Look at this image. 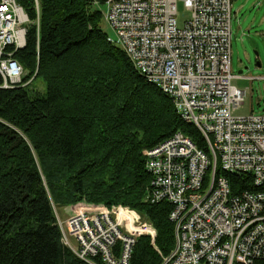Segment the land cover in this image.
Segmentation results:
<instances>
[{"label":"trees","instance_id":"trees-1","mask_svg":"<svg viewBox=\"0 0 264 264\" xmlns=\"http://www.w3.org/2000/svg\"><path fill=\"white\" fill-rule=\"evenodd\" d=\"M14 1L25 45L7 50L29 83L3 88L0 77V264H90L62 243L56 218L80 202L139 213L156 237L137 238L129 264H161L174 248L171 206L146 199L142 151L176 132L202 147L198 131L107 41L96 0ZM36 79L44 93L30 88Z\"/></svg>","mask_w":264,"mask_h":264},{"label":"built area","instance_id":"built-area-1","mask_svg":"<svg viewBox=\"0 0 264 264\" xmlns=\"http://www.w3.org/2000/svg\"><path fill=\"white\" fill-rule=\"evenodd\" d=\"M190 12L176 26V3ZM104 22L138 74L169 96L193 125L202 147L176 132L142 151L151 176L146 199L167 202L174 248L161 264H264V114L233 116L245 91L232 84V0H96ZM27 17L14 0H0V77L3 88L25 86L11 51L25 45ZM248 177L250 188L230 182ZM243 185V184H242ZM62 243L92 263L129 264L136 239L156 231L136 211L88 205L64 221ZM69 238L74 239L76 248Z\"/></svg>","mask_w":264,"mask_h":264},{"label":"rangeland","instance_id":"rangeland-1","mask_svg":"<svg viewBox=\"0 0 264 264\" xmlns=\"http://www.w3.org/2000/svg\"><path fill=\"white\" fill-rule=\"evenodd\" d=\"M97 8L101 13H105V6L99 4ZM189 18V10L185 8L183 2L178 1L175 17L177 28H183ZM101 29L107 34L108 39L115 41L113 30L103 19ZM230 29L231 73L238 77L232 80V84L245 91L244 102L233 116L262 115L264 114V0H232ZM30 88L40 93H44L46 89L40 79L34 80ZM88 205L95 204L80 202L60 208L56 211V218L64 221L76 209ZM69 241L76 248L74 239L69 238Z\"/></svg>","mask_w":264,"mask_h":264},{"label":"water","instance_id":"water-1","mask_svg":"<svg viewBox=\"0 0 264 264\" xmlns=\"http://www.w3.org/2000/svg\"><path fill=\"white\" fill-rule=\"evenodd\" d=\"M255 54H257V53H255ZM240 73H241V72H240ZM240 73H239V74H240Z\"/></svg>","mask_w":264,"mask_h":264}]
</instances>
